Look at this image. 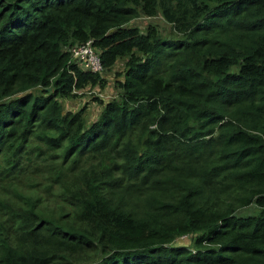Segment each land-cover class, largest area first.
Wrapping results in <instances>:
<instances>
[{"label":"trees","instance_id":"trees-1","mask_svg":"<svg viewBox=\"0 0 264 264\" xmlns=\"http://www.w3.org/2000/svg\"><path fill=\"white\" fill-rule=\"evenodd\" d=\"M158 11L177 37L130 23ZM88 39L102 70L123 68L85 124L61 100L103 85L68 51ZM86 154L111 157V172L210 159L135 218L92 174L101 162L65 180ZM41 165L73 215L14 186L0 198V264H264V0H0V181Z\"/></svg>","mask_w":264,"mask_h":264},{"label":"rangeland","instance_id":"rangeland-1","mask_svg":"<svg viewBox=\"0 0 264 264\" xmlns=\"http://www.w3.org/2000/svg\"><path fill=\"white\" fill-rule=\"evenodd\" d=\"M132 24H136L141 30L147 23H153L156 25L160 34L165 36L177 37L180 32H176L165 20L161 17L159 11L154 16L140 15L130 21ZM67 49V48H66ZM123 68V58H118L115 63L108 69L101 70L102 86L96 85L77 91L79 94L73 97L63 98L62 106L63 111L70 110L75 112L83 109L82 118L84 123L90 122L97 115L100 109V104L97 100H92V97H98L99 99H109L117 90L112 84V78L114 74L119 72ZM216 148V147H213ZM87 155V156H86ZM80 157V168L68 172L65 176V180L68 183H76L78 178L84 171H91L92 167L101 162V166L96 168L92 173L94 176L105 175L106 179H111L115 186L109 188V193L115 202L119 203L121 208L128 211L135 218L142 217L144 211L149 209L150 204L153 203L156 197L164 198L173 194L180 185L196 184V181L202 176L205 169L204 162L208 155L197 156L195 160L183 161L177 157H171L166 159L164 164L153 166L148 170L140 172L133 171L132 167H129L127 163L123 164L121 170H115L111 172L106 167L113 161L111 157L103 156H91L94 154H86ZM106 159L105 161H103ZM123 161V159H121ZM40 176L37 178L34 171L22 172L13 175V178L6 179L3 182L0 181V198L6 199L8 202L16 199L13 196L12 188L18 187L20 190L27 192L29 187L34 191V194H39L43 199L42 205L44 209H52L57 202L61 203L64 209L69 214V217L73 215L70 205L62 198L57 197L51 193V190L59 191V184L53 186L50 189L46 182L49 183L47 175L48 166L41 165ZM202 172V173H201ZM48 193V194H47ZM49 197L48 201L45 198ZM13 199V200H12ZM255 210V206L249 204L238 208L236 213H251ZM18 236V234H16ZM41 236L36 239L39 241ZM190 243V236L183 235L175 239V242ZM20 247H31V238L19 239ZM41 241L39 245L41 247ZM91 256L95 253L91 252ZM53 264V263H52Z\"/></svg>","mask_w":264,"mask_h":264},{"label":"built area","instance_id":"built-area-1","mask_svg":"<svg viewBox=\"0 0 264 264\" xmlns=\"http://www.w3.org/2000/svg\"><path fill=\"white\" fill-rule=\"evenodd\" d=\"M68 51L71 59L81 68L96 72L102 70L98 50L91 44L90 39L72 44L68 47Z\"/></svg>","mask_w":264,"mask_h":264}]
</instances>
